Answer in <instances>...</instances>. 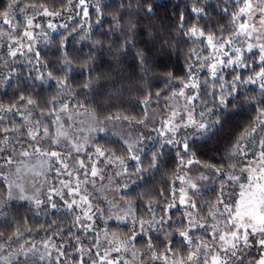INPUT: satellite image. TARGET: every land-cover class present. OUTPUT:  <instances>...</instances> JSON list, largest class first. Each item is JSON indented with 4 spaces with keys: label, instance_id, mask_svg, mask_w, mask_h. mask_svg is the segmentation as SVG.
Returning <instances> with one entry per match:
<instances>
[{
    "label": "snow or ice",
    "instance_id": "1",
    "mask_svg": "<svg viewBox=\"0 0 264 264\" xmlns=\"http://www.w3.org/2000/svg\"><path fill=\"white\" fill-rule=\"evenodd\" d=\"M168 8L0 0V264H264V0Z\"/></svg>",
    "mask_w": 264,
    "mask_h": 264
},
{
    "label": "trees",
    "instance_id": "2",
    "mask_svg": "<svg viewBox=\"0 0 264 264\" xmlns=\"http://www.w3.org/2000/svg\"><path fill=\"white\" fill-rule=\"evenodd\" d=\"M160 2L161 3L168 4L169 5L168 11L170 12L172 10L171 9V5L174 4V3H176V0H160ZM161 11L163 12L164 10L162 9ZM207 199H208V197H205V200H207ZM60 223L65 224V226L67 224L66 221H60Z\"/></svg>",
    "mask_w": 264,
    "mask_h": 264
}]
</instances>
